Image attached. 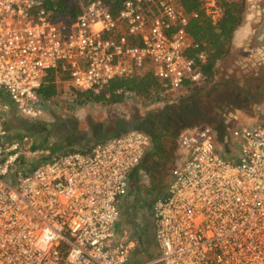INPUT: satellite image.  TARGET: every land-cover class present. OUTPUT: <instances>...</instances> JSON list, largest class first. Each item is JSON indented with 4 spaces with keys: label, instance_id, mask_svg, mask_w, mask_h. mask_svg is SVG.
Masks as SVG:
<instances>
[{
    "label": "built area",
    "instance_id": "1",
    "mask_svg": "<svg viewBox=\"0 0 264 264\" xmlns=\"http://www.w3.org/2000/svg\"><path fill=\"white\" fill-rule=\"evenodd\" d=\"M53 0H0V264H264V98L261 123L230 128L236 160L221 154L214 128L185 127L184 159L152 205L155 257L133 261L137 239L115 224L129 171L151 144L132 130L43 160L30 173L8 139L14 110L37 119L49 71L74 93L97 95L115 78L149 72L172 95L202 87L208 50L189 31L197 10L180 0H92L56 17ZM232 142V143H231ZM230 147V151H231Z\"/></svg>",
    "mask_w": 264,
    "mask_h": 264
},
{
    "label": "rangeland",
    "instance_id": "2",
    "mask_svg": "<svg viewBox=\"0 0 264 264\" xmlns=\"http://www.w3.org/2000/svg\"><path fill=\"white\" fill-rule=\"evenodd\" d=\"M217 8L221 10L219 6ZM255 11L256 16H253ZM242 15L243 19L239 25L243 24L246 20V24L251 23L253 28L245 44L258 46L263 43L264 34H259V30L264 16L261 14L259 8L255 6L249 7L244 3ZM261 50L262 52L257 55V58L251 60L249 59L247 49L242 47L232 49L231 42L229 41L227 53L217 59L212 67L209 82L213 81L214 83V81L219 80L222 82L226 80L238 82L242 80V78L238 77L240 74L242 76L247 74L250 78L256 76L259 79L264 71V44ZM66 79V74L60 72L55 81L56 93L51 96L49 101H43V111L39 118L26 119L17 115L15 111L9 112L5 117V123L9 130L8 139H16L22 145L20 160L18 162L23 168L24 173L32 172L38 164L51 156L82 147L81 143L85 142L84 139L94 137L95 133L103 130L107 132L114 131L118 122L132 119L142 121L147 120L149 116L148 121L152 124L154 123V117H162L161 115H164L160 118L161 122H164L165 118L171 120L167 125L168 129H165L163 133L156 126L155 145L158 144L160 146L158 147L163 150L162 152L165 157L161 161H154L156 168L153 169L150 175L149 187L147 188L148 190L160 193L166 185L169 168L174 162L171 159L173 156L171 152L172 148L176 146L177 137L186 126L203 122V124L207 123L214 128L215 124L213 120L220 118L223 119L222 127L220 130H217L223 134L227 130L225 126L227 123L230 124L228 127V130H230V128L236 129L240 124L262 122V118L258 115L257 111L256 113L252 111L246 113L248 110L243 107H222V109L217 110L215 104L218 102V96L206 99L203 94L210 84L205 85L206 87L204 86L205 88L203 89L192 88L172 95L164 92L157 81V85H151L147 90H127L120 101L112 102L107 100V98L95 100L92 96L87 99L79 98L68 86ZM223 87L227 89L226 86ZM224 88L220 92L222 96H225L223 92ZM199 91H202V93ZM228 92L229 90L227 89L226 95ZM194 94L195 99L193 104L198 106V114L194 119H187L189 120L188 122L179 125L181 120L182 123L184 121V117L182 118L181 115L185 112L182 108V101ZM106 97H109V94ZM0 101L12 104L8 94L3 91H0ZM188 105H185V107H189ZM235 115L237 117H233ZM210 116H213V120L209 121L208 118ZM158 122L157 120L155 123L158 125ZM230 147L232 149L229 153L221 150V154L224 158L235 161L239 151L233 144ZM157 253L158 248L153 243L142 254L133 256V261L141 263L147 260V258L157 255Z\"/></svg>",
    "mask_w": 264,
    "mask_h": 264
},
{
    "label": "trees",
    "instance_id": "3",
    "mask_svg": "<svg viewBox=\"0 0 264 264\" xmlns=\"http://www.w3.org/2000/svg\"><path fill=\"white\" fill-rule=\"evenodd\" d=\"M92 0H53L47 4V8L52 10L58 18L67 19L75 17L80 13L82 6ZM124 0H114V6L119 7ZM187 11L197 10L200 18L192 20L189 24V31L195 39L203 41L208 45V59L204 65V71L209 73L217 59L227 53L230 38L243 19L244 1L242 0H216L221 10V16L215 23L206 17L205 0H180ZM59 71L51 70L47 73L45 82L38 90L41 98H49L56 93L55 81ZM66 74V73H65ZM157 80L149 73L144 72L134 74L125 78L113 79L108 87L97 95L91 92L76 93L79 98H89L95 100L107 98L112 102L120 101L127 90L143 89L147 90L151 85H157ZM109 94V97L106 95Z\"/></svg>",
    "mask_w": 264,
    "mask_h": 264
},
{
    "label": "crops",
    "instance_id": "4",
    "mask_svg": "<svg viewBox=\"0 0 264 264\" xmlns=\"http://www.w3.org/2000/svg\"><path fill=\"white\" fill-rule=\"evenodd\" d=\"M205 1V15L207 18L209 17L211 19L212 23H215L221 16V10L217 8L218 6L216 5V0ZM242 1H244L245 5L249 7H258L261 11V14L264 16V8L261 10V8L264 7V0ZM253 16H256V11L253 13ZM251 31H253L251 23L246 24L245 20L243 24L239 25L234 30L230 38V42L232 49H237L240 47L247 49L249 59L254 60L253 58H257V55L262 52L261 49H263L264 42L258 46L245 44V42L249 39ZM262 31L263 32L261 33L264 34V26ZM206 47H208V45H206ZM14 111L15 110L11 108L9 112ZM16 114L19 115L17 112ZM158 146V144L155 145V143L151 141V144L140 163L129 171L128 189L126 194L120 199L119 202L120 216L115 224V232L121 237H123L124 235L136 237L137 244L133 256L140 253L142 254V252L146 251L147 247L155 243L153 237V218L151 215V205L154 199L158 195L162 194L166 186L168 185L171 169L174 166L179 165L184 159V153L178 144L177 137V144L174 148H172L171 151L173 156L171 157L170 155L171 159L174 162L169 168L168 180L166 182V185L162 189L163 191L160 193H156L155 191L148 190L147 188L149 187L150 175L152 174L153 169L156 168V163L154 161H161L162 158L165 157L164 153L162 152L163 150H161L159 148L160 146ZM80 148H84V146ZM155 256H151L147 258V260Z\"/></svg>",
    "mask_w": 264,
    "mask_h": 264
},
{
    "label": "flooded vegetation",
    "instance_id": "5",
    "mask_svg": "<svg viewBox=\"0 0 264 264\" xmlns=\"http://www.w3.org/2000/svg\"><path fill=\"white\" fill-rule=\"evenodd\" d=\"M239 79L241 81L238 82H234L232 80H226V81H211L209 82V80L199 89H203L205 88L207 84H210L208 89L203 93L206 97V99H212L215 96H218V102L216 105V109L219 110L220 108L222 109V107H231V106H235V107H243L246 110V113H248L249 111H252L254 113H256V111L258 112V105L260 103V101L264 98V71L263 74H261V77L259 79L256 78V76H253L250 78V76H248L247 74H245L244 76H242L241 74L238 75ZM226 79V78H225ZM212 83V84H211ZM205 86V87H204ZM223 86H226L227 89L229 90L228 94L227 93V89H225ZM224 88L225 90L223 91L225 93V96H222L220 94L221 89ZM202 93V91H199ZM195 99V94L189 96L187 99H185L184 101H182V108L184 109V113H182V118L184 117V121L182 123L179 122V125H182L186 122H188L189 120L187 119H194L197 114H198V106L195 104H193V101ZM189 104V105H188ZM185 105H188L189 107H185ZM162 117L164 115H161ZM170 116V115H167ZM149 117V116H148ZM144 120L142 122V127H145L146 129H148L151 132V139L152 141L155 143V136L157 135V130L156 128L158 127L162 133L165 131V129H168V123L171 119H167L165 118L164 122L160 121V118L162 117H154L153 118V122L151 124L150 121ZM213 117V116H212ZM212 117L210 116L208 119L213 120ZM223 117V116H222ZM233 117H237L236 115ZM150 118V117H149ZM158 122V125L155 123L156 121ZM222 122L223 119H214L213 123L215 124L214 129L215 132L217 133V136L223 139H230V130H228V127L230 126V124L227 123V125L225 124V126L227 127V130L225 133L221 134L220 132H218L217 129L220 130V128L222 127ZM203 124L202 123H196V125H200ZM187 125V124H185ZM157 126V127H156ZM187 127V126H186ZM98 133H95V136H97ZM162 137V136H161ZM152 215V213H151Z\"/></svg>",
    "mask_w": 264,
    "mask_h": 264
},
{
    "label": "water",
    "instance_id": "6",
    "mask_svg": "<svg viewBox=\"0 0 264 264\" xmlns=\"http://www.w3.org/2000/svg\"><path fill=\"white\" fill-rule=\"evenodd\" d=\"M263 26H264V21H263L261 28L259 30L260 34L263 30ZM143 121L144 120L141 121V120H133L132 119V120L124 121V122H118L116 129L114 131L107 132V131L103 130V131L99 132L96 137H90V138L84 139L85 142L81 143V145L84 147H88L89 145H91L96 140L107 139V138L119 136L125 132L132 131V130H142V131H145L151 135V132L148 129H146L145 127H142ZM216 137H217V142L222 146V150L226 153H229L230 152V147H229L230 139L220 138L217 136V133H216ZM161 139H160V143L162 142Z\"/></svg>",
    "mask_w": 264,
    "mask_h": 264
}]
</instances>
